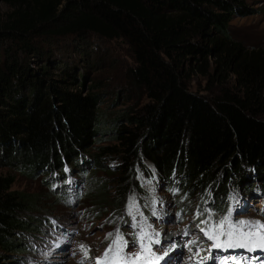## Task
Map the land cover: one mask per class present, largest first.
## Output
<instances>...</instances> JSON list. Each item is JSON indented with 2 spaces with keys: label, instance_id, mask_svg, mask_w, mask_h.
<instances>
[{
  "label": "trees",
  "instance_id": "16d2710c",
  "mask_svg": "<svg viewBox=\"0 0 264 264\" xmlns=\"http://www.w3.org/2000/svg\"><path fill=\"white\" fill-rule=\"evenodd\" d=\"M34 1L0 0L11 9L0 15V264L3 254L26 252L22 233L37 228L28 199L11 191L10 172L48 175L62 201L73 199L66 169L89 184L88 170L101 167L97 155L84 158L104 130L101 94L77 89L85 73L69 55H84L89 36L127 46L126 81L146 100L117 117L129 128L108 129L127 153L138 150L182 198L207 192L221 208L229 191L264 193V50L230 37L232 20L250 11L246 0ZM66 39L75 43L68 54ZM195 74L216 75L225 87L232 77L238 94L193 92Z\"/></svg>",
  "mask_w": 264,
  "mask_h": 264
},
{
  "label": "rangeland",
  "instance_id": "374dc122",
  "mask_svg": "<svg viewBox=\"0 0 264 264\" xmlns=\"http://www.w3.org/2000/svg\"><path fill=\"white\" fill-rule=\"evenodd\" d=\"M29 1L35 3L34 0ZM245 4L250 11L245 16L232 20L230 37L245 49L264 50V0H246ZM10 13L11 9L0 3V15L4 17ZM70 40L66 39L60 44L62 51L67 54L75 44ZM84 41V55L78 51L69 54L71 58H77L76 61L80 62L85 73L84 84L79 85L77 89L85 93L97 90L101 94L100 110L104 123L103 132L97 135L96 141L92 143L84 158L95 159L97 155L103 168L91 172L88 170L86 175L90 177L91 184L87 183L83 175L66 169L64 184L68 185L67 191L71 192L69 195L73 196V199L62 201L57 199L58 193L50 191L51 182L48 175L29 178L16 171L10 172L15 178L11 191L28 199L33 209L30 214L31 221L37 224V228L32 233H22L26 252L13 255L1 253L5 255L1 263L97 264L98 259H103L105 251L112 248L113 251L109 252L108 258L103 259V264H147L152 260L157 261L156 257H163L159 261L168 264L171 259H168L165 253L168 254L169 247L161 246L170 243L175 248L181 247V252H177L178 255L173 262L181 264L184 242L194 238L196 239L194 243L198 245L201 241L202 246L199 248L208 246L200 255L211 254L210 262L206 264H242L243 261L245 264H264V251L254 262L256 255V252L252 253L254 250L213 249L211 247L213 241H209L201 231L215 225L220 218L228 216L229 213L232 223L258 221L264 225V193L258 195V188L249 196L229 191L221 208L211 203V196H208L207 192L192 189L186 198H182L180 189L163 183L152 165L138 150L133 154L127 153L121 143L113 139V134L108 129L115 126L119 129L129 128L125 119L117 117L129 116L139 105L146 102L142 92L133 88L125 78L127 71L133 67L131 56L127 46L120 40L105 41L89 36ZM220 81L216 75L206 79L195 74L189 86L193 92L211 96L218 95L223 89L238 94L232 77L228 79L226 87ZM261 113L264 119V107L261 108ZM57 185L51 187L54 189ZM256 187H259V184L256 183ZM102 193L110 200L100 205L98 198ZM119 196L121 203L117 205L113 199ZM23 216L25 218L28 215ZM142 228L157 235L164 232L161 240L158 236L152 237L159 250L144 251L149 247L140 243L142 242L140 236L152 234L143 233ZM167 228H175V235H171V231L167 232ZM261 230L264 228L259 229L260 234L264 235ZM109 233L112 235L109 236ZM117 235L122 238L119 243L123 247L128 245L131 248L135 244L143 246L131 253L121 251L122 259L117 260L114 258L117 245L113 244ZM171 236L172 240L164 239ZM96 244L99 247L95 250ZM137 255L143 258L137 260L135 259ZM15 259L20 263H15Z\"/></svg>",
  "mask_w": 264,
  "mask_h": 264
},
{
  "label": "snow or ice",
  "instance_id": "6c2138e0",
  "mask_svg": "<svg viewBox=\"0 0 264 264\" xmlns=\"http://www.w3.org/2000/svg\"><path fill=\"white\" fill-rule=\"evenodd\" d=\"M230 215L224 216L219 219L215 225L209 226L206 230L201 229L204 232V235L209 241H213L211 247L213 249H247L249 251L260 249L264 250V235L260 234L259 229L264 228V225H261L258 221H240L238 223H232L230 221ZM202 223L207 224V221H202ZM248 227L249 229L255 228L256 231H243L242 229ZM112 233H109L111 236ZM122 238L117 235L116 240L113 241V244H116L117 247L114 250V258L119 260L122 259L120 253L122 251L123 245L119 243ZM140 239L143 240L144 236L141 235ZM158 242V241H157ZM83 247V246H81ZM149 249L145 248L144 251ZM113 249L109 248L105 251L103 259H107L109 252H112ZM167 255V253H165ZM143 257L140 255L135 256V259L139 260ZM163 257H156V260L159 261ZM103 259H98L97 264H103ZM83 264V262H81Z\"/></svg>",
  "mask_w": 264,
  "mask_h": 264
},
{
  "label": "bare ground",
  "instance_id": "6f19581e",
  "mask_svg": "<svg viewBox=\"0 0 264 264\" xmlns=\"http://www.w3.org/2000/svg\"><path fill=\"white\" fill-rule=\"evenodd\" d=\"M262 27V26H261ZM151 229H153V228H151ZM175 228H173V229H171V228H167L166 229V231L168 232V231H171L172 232V234L171 235H175V230H174ZM142 231H143V233L144 232H146V233H151L152 235H148L147 234V236L146 237H144V241L142 240V242H140L141 244H143V245H148V247H149V250L151 251H155V250H159V248H157L156 246H155V240H154V238H152V237H154V236H158L159 238V240H161L164 236V232H160V234H154V233H152V231H150V230H148V229H144V228H142L141 229ZM154 230V229H153ZM243 231H249L250 229L248 228H243L242 229ZM251 231H253V230H251ZM261 232L262 233H264V230H261ZM197 236V235H196ZM148 237V238H147ZM150 238H152L151 240H150ZM198 238H200V237H198ZM164 239H167V240H172V236L169 238H164ZM199 240V239H198ZM196 241V239H194L193 238V240H189L188 242L187 241H185L184 242V248L182 247V252H183V256L181 257V259L182 260H180V262H181V264H206L207 262H210V258H211V254H210V256H200L201 255V252L202 251H204V250H206L207 248H208V246L207 245H204V247L202 248H199V246H202V245H200L201 244V241H200V244L198 245V243H194ZM160 242V241H159ZM161 243V242H160ZM141 244H140V246L139 245H137V244H135L134 246H132L131 248H130V246L128 247V245L126 246V247H123V249H122V252L123 251H127V252H129V253H131V252H134L135 250H137V249H139L140 247H142L141 246ZM181 245V244H180ZM139 246V247H138ZM99 246L96 244L95 245V250L98 248ZM161 247H169L168 248V254H167V258L168 259H171L170 260V262L168 263V264H173V262L175 261V256H177L178 254H177V252H181V247L180 248H178V247H174V246H172L170 243H168V244H165V245H162ZM129 249V250H126V249ZM175 248V249H174ZM175 250V251H174ZM264 250H260V249H255L252 253H255L256 255L254 256V262L256 261V259H258V258H260V255H261V253L263 252ZM140 252V251H139ZM138 252V253H139ZM126 253V252H125ZM151 253V252H150ZM121 255V254H120ZM228 256V255H227ZM234 257H236V255L234 256ZM199 260V262H196V260ZM240 260H241V257H240ZM147 261V260H146ZM145 261V262H146ZM157 262V263H156ZM179 262V263H180ZM245 262H246V260H245ZM151 263H156V264H165V262H162V261H155V260H152V261H150L149 263H147V264H151ZM178 264V263H177ZM247 264H253V263H247Z\"/></svg>",
  "mask_w": 264,
  "mask_h": 264
}]
</instances>
